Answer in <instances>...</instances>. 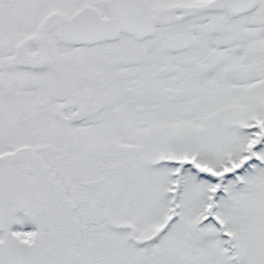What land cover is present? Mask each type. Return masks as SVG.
I'll return each instance as SVG.
<instances>
[{
  "label": "snow or ice",
  "instance_id": "1",
  "mask_svg": "<svg viewBox=\"0 0 264 264\" xmlns=\"http://www.w3.org/2000/svg\"><path fill=\"white\" fill-rule=\"evenodd\" d=\"M0 264H264V0H0Z\"/></svg>",
  "mask_w": 264,
  "mask_h": 264
}]
</instances>
